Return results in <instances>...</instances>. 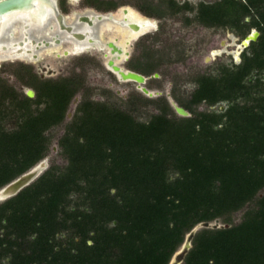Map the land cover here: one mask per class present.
Returning a JSON list of instances; mask_svg holds the SVG:
<instances>
[{"label": "trees", "instance_id": "obj_1", "mask_svg": "<svg viewBox=\"0 0 264 264\" xmlns=\"http://www.w3.org/2000/svg\"><path fill=\"white\" fill-rule=\"evenodd\" d=\"M175 9L207 28L260 32L240 63L197 76L177 99L189 117L162 97L142 121L141 97L121 107L85 93L64 123L83 82L32 74L31 98L0 77V189L48 156L62 124L66 159L0 203V264H170L199 225L181 264H264V0Z\"/></svg>", "mask_w": 264, "mask_h": 264}, {"label": "flooded vegetation", "instance_id": "obj_2", "mask_svg": "<svg viewBox=\"0 0 264 264\" xmlns=\"http://www.w3.org/2000/svg\"><path fill=\"white\" fill-rule=\"evenodd\" d=\"M200 3L202 2H199L197 6H193L189 2L179 4L176 0H56L58 13L66 29L61 30L58 21L54 16H51L46 26L43 27L45 29L47 26H50L49 28L47 27L48 29L46 28L47 30L45 33L40 36L36 33L29 34L28 40L30 39V42H32L31 44H33L31 48L34 47L35 50L29 48V50H27L28 54H25V59L10 57L0 60V62L7 63L10 61L11 63H18V66H26L27 64L34 65L35 62L40 61V55L43 51L53 50L52 53H54L55 48L60 47L62 50L64 46H67V48L63 50V55L57 53L56 56L61 58L64 55H72V57L75 58L72 74L70 72L58 78H54L53 76L45 77L44 75H39L35 71L29 69L17 70L19 81L25 86H30L33 89L25 94L29 96V93L32 92L33 96H31V98H35L36 96V91L32 86V74L42 81L73 79L85 83L87 82V72L82 73L85 68L82 67V65L93 68L95 64H98L118 81L146 85L147 75H155L154 77L158 75L156 71L145 74L141 72L143 68L147 66L156 67L159 72L161 70L160 68L163 66L176 65L186 59V50L183 48L185 40H182V37L178 38L176 35L171 38L169 31L166 29L167 26L163 21L174 18L181 19L182 23L187 26L194 23L201 25L192 19L196 14V10L180 9L179 12H176L175 9L177 4L180 7H184L188 4L190 7L192 6L194 9H197ZM203 3L208 4L207 2ZM138 18H142L145 24L138 22ZM190 19H192V21H189ZM21 24L24 25L23 23ZM21 24L18 23L16 25L18 31L22 26ZM143 25H148V29L141 32ZM17 30L15 32H18ZM255 30L256 29H252L248 35L243 37L241 43ZM18 34L19 36L15 37L17 39L19 38V42L22 38L24 39V34H21L22 38H20V32ZM121 35L123 37L120 38ZM175 38L178 39V42H171ZM241 43L236 54L239 56L250 46L249 45L243 51L240 49ZM75 44H86L87 47L79 50L76 48ZM34 45H37V47ZM216 52L217 51H214L213 54H216ZM239 59L241 60L240 57ZM113 66L120 68L124 72L130 71L143 76L144 83L122 80ZM23 73L26 75L24 79L20 76V74L23 75ZM6 76L7 73L1 74L4 83L18 93L22 92L20 90L18 91L16 88L14 81L16 78L14 79L13 76ZM143 88H146L149 92L150 90L144 86L140 88V91L144 95L149 96L143 91ZM150 93L152 94L151 96H153V93ZM77 94L73 100L76 99ZM170 94L171 93H169V95ZM141 95L142 94L129 96V103L126 105L131 104L132 99L140 98ZM173 95L174 97L176 96L174 93ZM90 98L95 100L92 97ZM160 98H162V96H158L157 100ZM175 98L176 100L179 99L177 96ZM179 100L181 101V99ZM179 107L186 110L181 105ZM174 111L176 112V109ZM66 120H71L69 111Z\"/></svg>", "mask_w": 264, "mask_h": 264}, {"label": "rangeland", "instance_id": "obj_3", "mask_svg": "<svg viewBox=\"0 0 264 264\" xmlns=\"http://www.w3.org/2000/svg\"><path fill=\"white\" fill-rule=\"evenodd\" d=\"M176 1L179 4L189 2L191 5L197 6L199 2L213 3L216 0ZM163 22H165L167 26L166 29L169 31L171 38L176 35L178 38L182 37V40H185L183 48L186 50V59L176 65L161 67L159 72L156 71V74L158 75L157 77H154L155 75H145L147 78L146 85L118 81L113 75L108 74V72L98 64H95L93 68L82 65V67H85L82 73L87 72V82L83 83V90L77 94L76 99L73 100L70 105L69 113L71 119L76 112L79 102L82 100L85 93H87L89 97H92L97 101L108 102L120 105L121 107H124L126 106L125 104L129 103V96L142 94L141 98L144 99V102L142 101L139 105V112L136 115L142 121L148 120L151 114L157 112L153 106V101L157 100L158 96L167 99L170 106L174 109L173 103L180 106L175 97L177 96L181 100L188 98L196 88L195 79L197 76L205 73H216L222 65L231 66L232 64H238L241 62L239 59V57L241 58V55L239 56L236 54L243 37L237 32L223 28H205L197 23L187 26L182 23L181 19L174 18ZM15 36H19V34H15ZM121 37L123 36L121 35L120 38ZM177 40L178 39L175 38L171 42L176 43L178 42ZM66 48L67 46H64L62 50L60 47L55 48L54 53H52L53 50L43 51L40 55V61L35 62L34 65L27 64L26 66H18V63H11L10 61L7 63L0 62V77L1 74L5 73H7L6 77L13 76V78H16L17 80H14L16 88L18 91H22L19 93L26 94L29 90L32 91L33 89L30 86H25L19 81L17 77L18 69H29L35 71L39 75H44L45 77L53 76L54 78H58L59 76L70 72L72 74L75 58L72 57V55H64L61 58L56 56L57 53L63 55V50ZM214 51H217L216 54H213ZM143 86L147 87L150 92L153 93V96L149 97L144 95L140 91V88ZM169 93H171V96ZM173 93L176 94L175 97ZM220 106H222L220 109H224L226 104L223 103ZM206 108L205 105H201L198 110L203 111ZM177 115L179 117L181 116L178 113ZM189 115L191 116L190 113ZM67 122H69V120H66L64 123ZM11 125H8V127ZM64 132V124L59 125L48 132V136L52 142L49 154L44 159L47 162L48 168L53 164L57 166H64L66 164V159L62 156L58 144L59 139L63 136ZM0 203L2 202L0 201ZM242 215V212L237 213L233 217V221L235 223L239 222ZM222 226H224V224L221 221L213 222L209 225L210 228ZM203 227L205 226L199 225V228ZM190 244L189 235H187L185 243L174 255L170 264H181L183 256L180 252L183 250L184 246L187 245L190 247Z\"/></svg>", "mask_w": 264, "mask_h": 264}, {"label": "water", "instance_id": "obj_4", "mask_svg": "<svg viewBox=\"0 0 264 264\" xmlns=\"http://www.w3.org/2000/svg\"><path fill=\"white\" fill-rule=\"evenodd\" d=\"M51 16L58 21V24L61 30H65L66 27L62 22L57 9L56 0H0V42L7 35L8 27L13 22L20 20L22 17L24 21V28L30 30V26H39L41 28L45 27L47 22L51 19ZM27 20V21H26ZM260 33L255 30L249 36H247L241 43L240 49L243 50L247 48L251 42L257 41ZM24 40L27 42L29 33L24 34ZM23 40L18 42V45L23 46ZM2 45V43H1ZM7 45L3 44L0 47V50L7 49ZM1 53V52H0ZM114 70L118 72L122 80L135 81L137 83H144V77L134 73V72H124L120 68L113 66ZM143 91L151 96L152 94L146 89L143 88ZM29 96H33L32 92L29 93ZM176 112L182 117H189V113L183 108L177 106L174 103ZM46 160L41 161L28 172L24 173L2 189H0V201H6L21 192L24 188L31 185L36 181L47 169ZM201 228L199 226L195 227L188 235L191 243L192 236ZM189 246H184L183 250L180 252L181 255H186L189 250Z\"/></svg>", "mask_w": 264, "mask_h": 264}, {"label": "bare ground", "instance_id": "obj_5", "mask_svg": "<svg viewBox=\"0 0 264 264\" xmlns=\"http://www.w3.org/2000/svg\"><path fill=\"white\" fill-rule=\"evenodd\" d=\"M135 16V15H134ZM22 21H24V18L22 17L20 20H17L16 22H13V24H10V26L8 27V31H7V35L4 37V39L0 42V47L5 44L7 45V49H3V50H0V60H3L5 58H20V59H25V54H28L27 50L30 49H34L31 48V45L33 46V44H31L32 42H30V39L26 42L23 38H22V35L21 34H26V33H29V34H37L38 36H40L41 34L45 33V31L50 27V26H47L45 29L44 28H41L39 26H30V30H26L24 28V25H22ZM27 21V20H26ZM138 22L140 23H144L145 21L142 20V18H138L137 19ZM21 24L22 26L19 28V31L17 30L16 28V25L17 24ZM145 24V23H144ZM50 25V24H49ZM107 25V24H106ZM104 26V25H103ZM142 31L141 32H144L148 29V25H143L142 27ZM18 31V33L20 32V35L22 38V42L24 43L23 46L21 45H18V39L15 37V34H18V33H15V31ZM135 35V34H134ZM2 43V45H1ZM35 46V45H34ZM41 46V45H40ZM38 46V47H40ZM76 48L79 49V50H82L84 49L86 46V44H75ZM37 47V45L35 46ZM35 50V49H34ZM14 54H17V55H14Z\"/></svg>", "mask_w": 264, "mask_h": 264}]
</instances>
